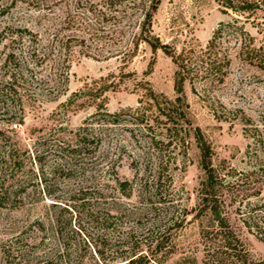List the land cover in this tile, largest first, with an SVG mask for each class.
<instances>
[{"label": "rangeland", "instance_id": "obj_1", "mask_svg": "<svg viewBox=\"0 0 264 264\" xmlns=\"http://www.w3.org/2000/svg\"><path fill=\"white\" fill-rule=\"evenodd\" d=\"M26 1L0 0V64L8 54L17 57L19 29L58 41L68 33L67 14L80 16L85 7L96 13L100 9V0H47L46 9L39 11ZM116 10L112 14L123 19L104 31L109 34L99 32L82 46L70 43L68 81L61 94L25 98L20 126L0 120L5 136L44 155L42 173L29 159L22 171L3 173L6 184L23 181L25 174L31 183L15 205L0 207V264H38L45 255L63 251L72 264H124L131 257L139 259L138 264H200L201 231L209 228L210 219L198 205L203 179L199 149L192 136L183 146L165 147L162 124L150 132L140 124L155 116L146 106L147 88L175 98L176 67L169 56L160 50L152 53L144 43L132 48L140 12L130 6ZM233 18L215 0H160L151 29L170 50L198 51L221 23L231 24L221 27L215 45L219 56L229 60L222 68L223 80L199 81L194 90L185 82L183 94L192 128H199L213 166L228 183L222 214L249 257L260 261L264 11L247 22L244 16L239 22ZM241 23L248 36L240 32ZM99 109L124 112L123 123L108 130L89 125ZM85 126L90 127L86 147L72 152V136ZM149 137H154L153 145Z\"/></svg>", "mask_w": 264, "mask_h": 264}, {"label": "trees", "instance_id": "obj_2", "mask_svg": "<svg viewBox=\"0 0 264 264\" xmlns=\"http://www.w3.org/2000/svg\"><path fill=\"white\" fill-rule=\"evenodd\" d=\"M215 1L223 12L235 17L233 22H239L238 18L243 16L247 22L249 17L264 11V0ZM26 3L38 11L47 7V0H27ZM77 3H80V0H77ZM159 3L160 0H100L98 13L85 7L80 16L67 14L64 30L68 33L58 41L55 36L46 40L42 39L38 32L27 28L19 29L17 57L14 53L8 54L0 64V120L15 127L20 126L23 123L25 98L32 100L39 97L56 98L67 85L68 66H65V63H67L66 55L70 43L75 42L77 43L75 45L82 46L85 40L97 36L99 32L109 34L110 30L104 31L115 26L118 27L123 19V17L112 14L118 8L130 6V8L138 10L140 15L135 20L137 31L133 36L135 41L132 48H136L139 43H144L152 53L160 50L169 56L176 67L174 73L175 98L168 99L155 93L150 87L146 89L144 94L146 106L155 116L147 121L141 120L142 129L150 132L154 126L162 124L161 134L163 140L167 141L165 147L172 144L175 147L178 144L183 146L185 138L192 136L200 152V168L203 172V179L199 183L198 205L210 219L209 228L201 231L204 252L200 264H264V259L254 261L249 257L242 242L228 225L226 216L222 214L224 210L223 194L228 183L213 166L210 147L199 128H192L187 118V103L183 94L185 82H188L194 90V85L199 81L217 79L218 82H221L223 80L222 68L223 65H229V60L224 55L219 56L215 45L221 33V27L230 28L231 24L221 23L213 33L212 39L198 51L190 48L182 49L180 52L170 50L169 46L161 43L159 38L152 34V17ZM106 10L108 13L105 12ZM243 25L244 23H241L239 27L240 32L248 36ZM250 52L255 54L257 51L251 49ZM256 57L255 59H258ZM123 114L125 113H109L105 109H99L91 116L92 122L89 125L97 124L102 130H108L123 123L124 120L120 118ZM140 116L144 117V111ZM88 128L90 127L78 128L74 133L73 144L68 145L72 152L86 147V142L90 137ZM96 139L100 141V138ZM148 140L149 144L153 145L154 137H149ZM11 141L0 131V207L15 205L16 201H19L16 200L17 197L25 193L31 183L30 177L25 174L23 181L12 182L11 180L10 184H6L7 182L3 180L5 170L22 171L25 160L29 159L31 164L39 165L42 173L41 161L44 158L42 151H31L30 148L20 147L18 142ZM42 181L45 183L44 180ZM117 183L120 185L119 182ZM153 185L154 190L157 191L159 178H156ZM46 195L44 194V196ZM131 258L126 259L124 264H138L139 259ZM7 262L8 260L5 264ZM38 264H72V261L63 251L45 255Z\"/></svg>", "mask_w": 264, "mask_h": 264}]
</instances>
